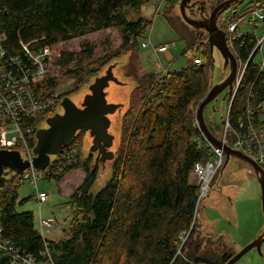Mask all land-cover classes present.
<instances>
[{"label": "trees", "instance_id": "obj_1", "mask_svg": "<svg viewBox=\"0 0 264 264\" xmlns=\"http://www.w3.org/2000/svg\"><path fill=\"white\" fill-rule=\"evenodd\" d=\"M149 1L0 0V30L8 35L9 54H22L24 44H29V49H36L68 43L90 33L118 29L122 45L99 59L102 65L98 70L81 73L85 69L83 65L92 58L89 45L85 46V57L78 60L73 52H63L55 66L62 69L72 64L80 66L69 70L79 81L76 90L79 91L108 64L128 54L125 75L136 81L122 119L112 176L106 186L96 195L92 193L100 162L95 164L93 155L82 159L84 131L72 142L79 143L77 164L67 166L52 179L60 182L70 172L81 169L86 172L83 184L68 201L73 209L68 238L50 241L54 264H190L189 261L226 264L234 256L219 255L218 251L205 248L202 237L194 239L199 189L190 183L189 175L197 163L212 157L201 132L194 126L197 109L211 88L213 56L208 33L186 24L179 13L184 24L181 23L170 13L177 8L178 2H167L165 16L187 43V50L202 59L203 66L196 71H173L164 78L143 72L137 52L139 40L150 21L144 18L130 21L128 13H138ZM218 2H211V11ZM195 8L194 5L187 11L191 18L199 14L200 9L196 11ZM231 9L219 14V25L222 16ZM257 40L254 34H243L232 50L237 60L248 62ZM252 58L237 94L227 101L230 124L227 134L231 141L235 132L241 131L239 125L246 123L248 107L255 110L257 130L264 132V122L258 119L262 113L258 106L264 102V71L259 70L258 62ZM54 114L37 117L31 123L38 128ZM207 124L212 134L220 139L223 119L219 125ZM29 142L34 148L35 135ZM5 176L6 185L0 189L3 236L41 263L45 247L40 231L35 227L34 215L17 212V206L25 203V200L18 202L19 176L8 170ZM189 231L190 235L182 245L181 235Z\"/></svg>", "mask_w": 264, "mask_h": 264}, {"label": "rangeland", "instance_id": "obj_2", "mask_svg": "<svg viewBox=\"0 0 264 264\" xmlns=\"http://www.w3.org/2000/svg\"><path fill=\"white\" fill-rule=\"evenodd\" d=\"M203 1H207L208 3L206 7L209 15V13H211L210 4L213 0H201L202 5H205ZM254 1L256 0H245V5ZM166 7L167 6L164 5V7L160 9L156 0H150L143 5L138 13H134L133 11L128 13L130 21H136L139 18H144L145 20L150 21L142 38L139 40L140 44L137 52L139 66L141 70L146 73H156L157 71L154 61L150 57V50L145 49L142 46V44L146 42L151 43L153 46L164 44L172 45L169 51L171 59L165 58V60H163L164 67H169L170 71H178L186 68L191 62L185 55V52L188 49L187 43L176 32L173 25L165 16ZM178 10L179 4L178 9L175 7L170 13L176 16L175 18H179ZM167 12L169 14V11ZM230 14L231 10L225 15L226 17H229ZM180 22L183 23L181 19ZM240 30L244 34H254L257 39H261L264 35L262 28L255 31L253 26L246 23L240 25ZM57 45V48L62 52H73L78 60L86 56L85 50L87 47L85 46L89 45L92 48V58H90L91 60L89 62L83 65V68H85L83 72H81L83 74L91 69L98 70L102 65V61L99 62V59H104L106 55L121 47L122 35L118 29H108L105 31L90 33L73 39L68 43H59ZM173 45H175V47ZM262 54L264 55V44L262 46ZM124 57V60H127L126 58H128V54ZM213 58L214 62L211 85H216L222 78L224 79L227 69L224 67L225 62L222 56L216 49L213 52ZM260 59L261 55L256 56L255 62H259ZM75 65L72 64L69 68L64 69L53 65L50 73L55 77V85L58 89L74 102L83 100L88 93L86 87L90 84L88 83L82 88V90L76 91L77 86H79V81L69 73V70L80 67L78 64ZM122 68L123 63L122 65H118L114 70L115 77L121 84L116 85V83H111L106 92L109 104L122 105L125 107L111 117L112 124L110 127V133L114 136L116 143L120 136L122 115L129 104L131 93L136 85L134 78L125 76L122 73ZM85 81L87 82L88 79ZM224 95L225 94H222L218 100L214 101L208 106V108H206L204 117L207 123L212 122L215 125H219L222 118H227L229 104L223 99ZM131 118H133V120L135 119L134 116ZM257 133L264 140V132H259L257 130ZM92 145L93 140L88 138L85 134L81 151L82 159L85 160L89 156V152L92 150ZM113 150H115V147ZM52 159L54 160L55 157L52 156ZM99 160L98 154H95V163L100 162ZM228 161L229 162H227L219 171L211 185L209 195L203 199L199 206L200 209L197 208L194 215L195 217L197 216V230L194 234V239L196 240L203 237L205 240V248L218 251L219 255H236L244 249V247L257 239L264 228L262 200H260L261 185L256 172L248 163L237 157L231 156ZM38 176L40 190L49 194L46 203L39 206L35 201L34 191L32 190L30 182L23 178H18L22 179L19 193L17 195L18 202L25 200V203L24 205L17 206V212H32L35 218L36 228L38 227L40 213L43 218L52 219L55 221V227L52 230L49 239L53 241L65 240L69 236L70 229L67 224L68 221L71 222L73 213V209L68 204V201L83 184L84 179L86 178V172L83 169L70 172L62 179L63 181L60 182L44 179L41 172H38ZM111 176V163H106L105 166H101L92 193L96 195L97 192L105 187L110 181ZM57 222L60 223L57 224ZM61 223L62 225L60 226ZM245 239H248V242L244 244L243 241ZM239 245H242V248H240ZM261 251L262 254H260L257 249H253L235 264H264V243ZM189 263L194 264L192 261H189Z\"/></svg>", "mask_w": 264, "mask_h": 264}, {"label": "built area", "instance_id": "obj_3", "mask_svg": "<svg viewBox=\"0 0 264 264\" xmlns=\"http://www.w3.org/2000/svg\"><path fill=\"white\" fill-rule=\"evenodd\" d=\"M179 0H156L161 9L167 2H178ZM225 23L221 27L226 34L227 44L232 51L236 42L244 33L240 30V25L246 23L253 26L255 31L262 28L264 32V0L252 3L243 9L235 12V15L230 19H225ZM8 35L0 30V150H15L19 147L20 152H24L29 161L33 159V148L30 138L35 135L37 127H33L32 123L37 119L50 112H46L45 107L40 104L41 98H49L53 101L51 113H55L62 96V91L55 85L56 79L52 76L51 69L57 59L63 53L59 50L58 45L40 46L36 49H29V44L23 45V52L19 55H11L6 47ZM264 44V35L257 40V44L253 49L250 59L261 55L260 61L257 63L259 70L264 71V55L262 54V46ZM145 49H149L150 57L154 61L157 76L160 78L166 77L173 71L169 67H164L163 60L165 55L170 51L172 45L164 44L153 46L151 43H143ZM175 47V45H173ZM233 52V51H232ZM186 57L190 59V64L181 70L175 72H184L186 70H198L203 66L201 58L196 57L193 52L187 50ZM252 58V59H253ZM171 59V58H170ZM249 59V61H250ZM248 62L238 60V73L234 82V93L242 82ZM55 92V93H53ZM233 95V98L235 96ZM232 98V100H233ZM262 109V113L258 119L264 122V102L258 106ZM254 108L248 107L246 123H241L239 129L235 132L234 140H229L228 132L230 124L228 116L225 120L222 135L219 140L223 141L232 150L240 151L244 155L251 158L264 170V140L257 133L255 123ZM50 113V114H51ZM201 133V128L196 127ZM200 147V146H199ZM211 147V159L197 163L191 171L190 183L194 184L199 189L197 207L206 198L210 192L211 185L218 175L219 171L225 165V152ZM79 155V143L71 144L65 147L60 154L55 158L53 163L45 168L44 171L36 170L32 165L19 178H23L30 182L34 191L35 201L39 206L46 203L48 195L45 191H41L38 185V172L42 173L44 179L49 181L56 177L67 166L77 164ZM22 179H18L20 184ZM60 222H57L59 224ZM70 221L67 226L69 227ZM55 227V221L50 218H43L40 213L38 219V228L42 237L45 252L41 254L43 262L39 263L36 259L29 258V264H54L53 254L50 251L49 236ZM3 227L0 225V246L6 243L8 251L4 256L0 255V264H27L22 253L15 249L13 244L8 240L2 239ZM190 235L189 232H184L181 235V242L184 245Z\"/></svg>", "mask_w": 264, "mask_h": 264}, {"label": "water", "instance_id": "obj_4", "mask_svg": "<svg viewBox=\"0 0 264 264\" xmlns=\"http://www.w3.org/2000/svg\"><path fill=\"white\" fill-rule=\"evenodd\" d=\"M191 2L193 3L191 4ZM178 4V11L186 24L193 28L205 29L207 31L211 55L213 56V52L216 49L222 56L225 62L224 67L227 69L224 79L222 78L216 85H211L208 95L202 100L197 109L196 118L200 124L201 131L212 146L220 148L225 152V163L228 162L227 160H229L231 156H234L245 161L253 168L261 185L260 200H262V211L264 215V170L248 156L240 151L232 150L223 141L217 139L210 131L204 117L206 108L214 101L218 100L222 94H225L223 99L226 100V102L232 100L235 94L234 82L238 73V60L230 50L227 44L225 31L221 28L225 21L219 25L217 18L219 14L224 12L227 8H233L230 16L227 18L230 19L235 15V12L245 8L248 4L245 5V0H225L209 13V17L205 18L201 14V19L191 18L187 12L190 7L196 4H200L201 10H203V5L200 0H179L177 5ZM124 58L114 60L106 66L101 74L93 78L86 87L88 93L83 100L74 102L70 100L68 96L62 98L63 100H61L59 111L47 118L35 130V139L37 142L32 151L33 159L31 162L24 152L18 150H0V189L4 188L6 185V170L12 172L16 176H21L32 164L36 170L44 171L45 168L55 160L52 159V156L56 158L65 147L72 144L77 135L82 131L85 132L88 138L93 140L92 150L89 152V156L98 154L100 159L99 169L101 166H105L106 163H111L112 168L120 142L121 128L120 136L116 143L114 136L110 133L112 124L111 117L125 107L122 105L109 104L106 92L111 83H116V85L121 84L115 77L114 70L118 65H122L123 63L122 73L125 75L124 66L127 64L129 57L126 58L127 60H124ZM127 109L128 106L122 115L121 124ZM225 120L226 117L223 119L224 124ZM114 147L115 150H113ZM263 243L264 228L257 239L234 255L226 264H235L253 249H257V251L262 254L261 249Z\"/></svg>", "mask_w": 264, "mask_h": 264}, {"label": "bare ground", "instance_id": "obj_5", "mask_svg": "<svg viewBox=\"0 0 264 264\" xmlns=\"http://www.w3.org/2000/svg\"><path fill=\"white\" fill-rule=\"evenodd\" d=\"M53 93H55V92H53ZM62 96H64V94L62 93ZM40 104H42L44 107H45V109H46V112H50L51 113V111H52V107H53V101L52 100H49V98H41L40 99ZM47 114H49V113H47ZM46 115V114H45ZM43 116V115H42ZM39 117V116H38ZM194 126L195 127H199L200 126V124H199V122H198V120H197V118H196V120H195V122H194ZM204 133H201L200 135L203 137V139L205 140V142H206V147H209L210 149H211V147H210V143H209V141L207 140V138H206V136L205 135H203ZM229 147V146H228ZM230 160V159H229ZM225 161H226V157H225ZM228 161V160H227ZM229 162V161H228ZM226 164V163H225ZM32 165V164H31ZM28 170H29V168H28ZM203 201V200H202ZM201 203L202 202H200V204L198 205V207L197 208H199V206L201 205ZM196 208V209H197ZM62 225V223L60 224V226ZM39 229V228H38ZM2 239L3 240H8L7 238H5L3 235H2ZM9 242H11L12 244H13V246L15 247V244L11 241V240H8ZM15 249H18V248H16L15 247ZM19 250V249H18ZM7 251H8V246H7V244L6 243H3L1 246H0V255L1 256H4L6 253H7ZM20 251V250H19ZM21 252V251H20ZM22 253V255H23V257H24V259H25V261L27 262V264H29L30 262H29V258L30 259H33L32 257H29V255H26L25 253H23V252H21Z\"/></svg>", "mask_w": 264, "mask_h": 264}, {"label": "flooded vegetation", "instance_id": "obj_6", "mask_svg": "<svg viewBox=\"0 0 264 264\" xmlns=\"http://www.w3.org/2000/svg\"><path fill=\"white\" fill-rule=\"evenodd\" d=\"M200 1H201V0H200ZM223 1H225V0H221L220 2H218V4H217L216 6H218V5H219L221 2H223ZM203 3L205 4V5H203V10H201V5H200V4H196V5H195V7H196L195 10L198 11V9H200V11H199V14L197 15V17H196V18L194 17V19H201V18H202V17H201L202 15H203L205 18H207V17L210 16V14L207 15V14H208V9H207V7H206V5L208 4L207 1H205V2L203 1ZM198 6H199V7H198ZM216 6H215V7H216ZM232 9H233V8H232ZM232 9H231V10H232ZM205 11H206V12H205ZM201 14H202V15H201ZM225 14H226V13H225ZM225 14L222 16V20H221V21H224L225 19L228 18V17H226ZM61 100H63V99H61ZM61 102H62V101H60L59 106H58L56 112L59 111L60 106H61ZM56 112H55V113H56ZM210 190H211V189H210ZM208 195H209V194H208ZM202 238H203V237H202ZM203 239H204V238H203Z\"/></svg>", "mask_w": 264, "mask_h": 264}, {"label": "crops", "instance_id": "obj_7", "mask_svg": "<svg viewBox=\"0 0 264 264\" xmlns=\"http://www.w3.org/2000/svg\"><path fill=\"white\" fill-rule=\"evenodd\" d=\"M151 54V53H150ZM170 53L168 52L166 55H165V58H170ZM207 123V122H206ZM212 125L214 124V123H211ZM215 125V124H214ZM262 232V231H261ZM248 242V239H245L244 241H243V243L245 244V243H247ZM240 246V248H242V245H239ZM240 248H239V250H240Z\"/></svg>", "mask_w": 264, "mask_h": 264}]
</instances>
